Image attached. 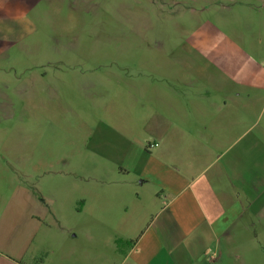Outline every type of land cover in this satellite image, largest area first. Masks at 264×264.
I'll list each match as a JSON object with an SVG mask.
<instances>
[{"label":"crops","instance_id":"obj_1","mask_svg":"<svg viewBox=\"0 0 264 264\" xmlns=\"http://www.w3.org/2000/svg\"><path fill=\"white\" fill-rule=\"evenodd\" d=\"M163 3L174 7L175 27L142 37L163 43L164 35L166 43L123 48L121 61L83 78V107L73 84L43 82L37 90L40 117L54 119L61 104L66 115L99 117L82 138L89 142L83 170L62 187L23 167L19 181L10 177L12 189L0 193V264H36L41 255L40 264H93L78 257L94 249L117 254L118 243L128 249L101 264H218L263 228L264 127L253 120L264 100V67L249 38L264 33V0ZM178 10L191 28L180 23L185 15L172 16ZM58 132L44 126L42 147ZM59 161L42 160L39 170ZM64 213L85 220L79 229L64 225Z\"/></svg>","mask_w":264,"mask_h":264},{"label":"rangeland","instance_id":"obj_2","mask_svg":"<svg viewBox=\"0 0 264 264\" xmlns=\"http://www.w3.org/2000/svg\"><path fill=\"white\" fill-rule=\"evenodd\" d=\"M152 1L0 0V193L4 195L12 189L10 177L13 183L20 180L21 167L55 180L57 188L63 186L64 178H70L73 171L83 170L85 143L89 142L82 138L87 128L95 127L99 116L81 110L66 115L61 104L54 119L40 117L37 90L43 82L50 87L59 80L73 84L74 101L79 109L84 106L79 87L83 78L95 77L104 63L121 61L123 48L166 43L164 35L158 38L163 43L142 37L152 30L175 27L169 18L174 7H166L163 0H154L155 4ZM184 15L181 10L172 14L177 20ZM189 19L186 16L181 25L185 21L191 28L193 22ZM260 33L255 31L249 38L253 44L250 51L264 67V33ZM59 62L76 64V68L56 65ZM259 112L253 121L263 128L264 100ZM44 126L55 127L59 132L54 136V144L42 147L40 130ZM59 157L53 170L47 173L39 170L42 160ZM20 159H26L27 165L17 166V172L15 164ZM61 219L64 225L77 229L85 220L84 214L77 213H64ZM49 220L57 234L59 227L51 215ZM253 233L254 236L236 242L232 252L218 264H264V226ZM81 237L74 238V242H79ZM52 247L50 242L48 248ZM127 249V244L118 243L117 254L94 249L87 257L81 254L78 260L84 262L87 258L93 264H101L109 255L118 260Z\"/></svg>","mask_w":264,"mask_h":264},{"label":"trees","instance_id":"obj_3","mask_svg":"<svg viewBox=\"0 0 264 264\" xmlns=\"http://www.w3.org/2000/svg\"><path fill=\"white\" fill-rule=\"evenodd\" d=\"M43 256L38 257L36 260V264H40L42 262Z\"/></svg>","mask_w":264,"mask_h":264},{"label":"built area","instance_id":"obj_4","mask_svg":"<svg viewBox=\"0 0 264 264\" xmlns=\"http://www.w3.org/2000/svg\"><path fill=\"white\" fill-rule=\"evenodd\" d=\"M154 145H156V144H154ZM150 146H152V145H150Z\"/></svg>","mask_w":264,"mask_h":264}]
</instances>
